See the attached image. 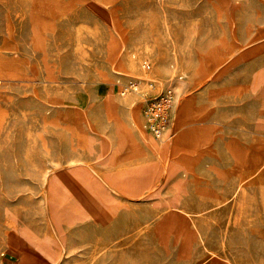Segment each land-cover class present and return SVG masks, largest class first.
<instances>
[{
	"label": "rangeland",
	"instance_id": "1",
	"mask_svg": "<svg viewBox=\"0 0 264 264\" xmlns=\"http://www.w3.org/2000/svg\"><path fill=\"white\" fill-rule=\"evenodd\" d=\"M149 78L179 90L164 172L106 227L57 226L81 213L53 184L54 216L49 179L115 124L122 148L143 96L117 81ZM170 212L197 231L187 258L156 239ZM22 227L62 237L57 264H264V0H0V257Z\"/></svg>",
	"mask_w": 264,
	"mask_h": 264
},
{
	"label": "crops",
	"instance_id": "2",
	"mask_svg": "<svg viewBox=\"0 0 264 264\" xmlns=\"http://www.w3.org/2000/svg\"><path fill=\"white\" fill-rule=\"evenodd\" d=\"M133 110L131 111V121H133ZM141 116V127H138V125V128L134 129L132 127L130 132L121 127L123 134L122 148L119 146V129L115 124L105 137H92L89 140L92 144L90 150L94 152H89L84 160H81L78 164L62 167L53 173L48 181L47 192L54 216L63 209L54 200V195L51 192L53 184H56L58 189L64 187L72 189L73 196L65 197V201L73 204L81 213V215L69 214V220H56L57 222L55 221L54 224L61 227L85 224L95 229L106 227L115 214L114 209H119L124 205L123 197L131 195L140 197L144 193L145 182L147 186L154 185L157 175L164 172L162 165L163 160L167 159L169 144L164 142L165 138L161 140L147 131L144 128L143 114ZM173 116L170 128L165 134L166 137L167 135L170 136L173 131ZM162 142L165 144L162 145ZM137 165V172L132 176L139 180V185L132 188L127 183L132 173L130 167ZM58 193L61 195L59 190ZM76 195L84 196L86 199H90L89 201L99 204L102 216L94 217L83 212L82 208L74 202L77 198ZM115 196L122 201H115ZM94 206L96 208V205ZM171 206L176 209L174 203ZM156 230L159 235L156 239L159 243L164 245V242L170 243L177 238L180 242L179 254L177 255L181 258L189 257L191 242L197 237V231L192 228L188 217L179 212H170L157 224ZM32 235L33 233L28 228L22 227L21 231H17V235L8 237L9 243L0 257V264H57L61 254L58 248L59 245L55 246L54 244L59 243L62 237H34ZM113 238L93 237L95 242L105 243L111 242ZM106 253L105 257H112L108 251ZM121 257L123 258L124 255L122 254ZM109 262L110 260L106 264H109Z\"/></svg>",
	"mask_w": 264,
	"mask_h": 264
},
{
	"label": "built area",
	"instance_id": "3",
	"mask_svg": "<svg viewBox=\"0 0 264 264\" xmlns=\"http://www.w3.org/2000/svg\"><path fill=\"white\" fill-rule=\"evenodd\" d=\"M143 68L150 71L152 64L145 62ZM182 74L176 75V80H181ZM149 87L143 91L141 88V80L131 79L128 82H122L118 79V83L122 84L121 93L123 95L129 92H137L143 96L142 114L144 118V128L151 132L157 138H164L167 130L170 128L174 107L178 99V90L175 83L158 86L155 79L149 78L144 80Z\"/></svg>",
	"mask_w": 264,
	"mask_h": 264
},
{
	"label": "bare ground",
	"instance_id": "4",
	"mask_svg": "<svg viewBox=\"0 0 264 264\" xmlns=\"http://www.w3.org/2000/svg\"><path fill=\"white\" fill-rule=\"evenodd\" d=\"M148 131V130H147ZM161 140H163L164 138H160ZM145 141V140H144Z\"/></svg>",
	"mask_w": 264,
	"mask_h": 264
}]
</instances>
